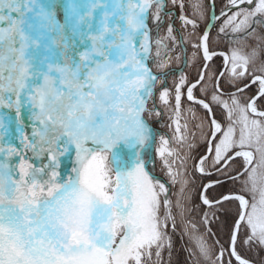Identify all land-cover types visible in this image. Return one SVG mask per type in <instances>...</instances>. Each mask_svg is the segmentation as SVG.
Listing matches in <instances>:
<instances>
[{"label": "snow or ice", "instance_id": "obj_1", "mask_svg": "<svg viewBox=\"0 0 264 264\" xmlns=\"http://www.w3.org/2000/svg\"><path fill=\"white\" fill-rule=\"evenodd\" d=\"M169 3L181 10L180 29ZM229 3L239 9L225 22L233 32L264 19V0L250 9L240 5L253 0ZM190 6L191 16L184 0H0V264H159L178 218L193 264H253L240 249L264 248V47L225 56L235 92L215 74L177 77L175 46L195 40L193 59L217 54L210 26L199 31L202 0ZM157 98L175 125L158 146L150 124L161 115ZM182 100L206 112L198 127L207 149L192 166L218 178L201 187L203 205L213 217L225 202L238 205L227 247L209 244L186 219L193 157ZM154 153L167 180L155 174ZM226 183L235 190L209 191Z\"/></svg>", "mask_w": 264, "mask_h": 264}, {"label": "trees", "instance_id": "obj_2", "mask_svg": "<svg viewBox=\"0 0 264 264\" xmlns=\"http://www.w3.org/2000/svg\"><path fill=\"white\" fill-rule=\"evenodd\" d=\"M229 0H214V4L216 11L225 7H230L225 13V15H221L216 22L214 23L211 31L209 32L210 36V47L212 50H224L229 56L231 55V51L233 48L239 47L242 51H250L251 47H264V19H261L257 16L255 19L260 20V23H253L252 27L247 29V31L241 32H233L231 25H226L225 22L228 20V17L232 16L233 13L237 12L239 9L232 7ZM185 7L183 12L185 15L191 16L192 8L190 6L191 0H184ZM244 5V6H243ZM232 8V10H231ZM240 8H254L248 4L240 5ZM202 9L204 11V17L199 21V31L202 33L205 29V26L208 22V16L210 11L209 0H202ZM167 11L172 13L171 19L174 22V27L176 29L181 28V21L179 16L181 14V10L177 6H173L171 3L167 6ZM230 10V11H229ZM227 17V18H226ZM225 19V20H224ZM239 20V18H237ZM230 26V28H229ZM224 27L225 31L220 32V28ZM253 29L255 31H253ZM185 32L188 30H184ZM251 33V34H249ZM183 33H178L179 35ZM238 41V43H237ZM196 43L195 40L191 42H186L183 48L179 45L175 46L174 51L171 53L173 57L179 56V60H173L171 64V68L173 73L178 77L179 72L182 70L187 76L188 79L192 82L198 78V74L201 72V67L204 63V59L198 56L193 59V52L195 49L192 47V44ZM202 55V54H201ZM187 63V66H185ZM224 64V57L222 54H216L213 56V59L208 62V68L205 69V74H215L217 76L221 67ZM224 77H220V84L223 88L224 92H227L231 89H235L230 85L228 80L229 73L226 71L223 72ZM172 77L170 76L168 79L169 86H171ZM247 82V81H246ZM256 91V86L253 85L250 90H246L245 95H252ZM194 95L203 98V94L194 89ZM158 97V93H157ZM227 99V96H225ZM156 106L161 111V115L159 117H154L150 120V124L154 131L157 133V146L159 141V136H164L166 138L171 139L174 135L175 125L173 123V113L168 110H164V105H162L158 98L156 100ZM191 108L192 112L187 111V109ZM182 123L187 122V133L188 142L192 144V148L190 150V154L193 157V160L189 163V177L191 178V184L189 185L190 191L188 195L190 199L187 202L188 213L186 214V219L191 220L193 223L197 225L200 230V233H203L209 244H214L215 241H219L220 244L227 247V241L231 232L233 221L236 217L237 211V203L236 202H225L223 206H218L215 210L216 215L213 217L211 213L213 209H210L208 206L203 205L200 199V190L203 184L207 180H215L218 178V174L215 171L211 170L212 175H203L195 170L192 166L199 159L201 155L206 152L207 144L203 140L201 136V128L198 125L201 123V118L206 115L205 110L202 109L201 106L188 102L186 100H182ZM195 113V116H193ZM214 113L217 118L220 119L223 114V109L220 107L214 108ZM172 117V118H170ZM204 132L207 131V127L203 129ZM188 151L187 147L184 149ZM156 166H155V174L157 177L162 180H167V177L161 171L160 158L158 154H155ZM236 186L225 184L223 186L214 187L209 191L213 196L219 197L220 194L226 193L229 189L235 190ZM173 193L179 192V185L177 184L172 188ZM175 199V196H173ZM209 214V221L207 224L203 223L204 214ZM208 229L211 231L209 232ZM169 235L171 236L172 248L169 253L168 250H165L161 254V259L159 264H193L192 259L189 257V249L194 248V243L189 239V235L184 231V225L180 223L178 218V226L176 230L170 231ZM219 249V245H216V250ZM241 252L247 258L254 262H260L259 264H264V248L259 247L258 245H253L251 248L245 246L242 247ZM257 253L258 255H256ZM258 259L260 261H258ZM155 260V257H153ZM262 261V262H261ZM203 264V262H201ZM233 264L235 261L233 260Z\"/></svg>", "mask_w": 264, "mask_h": 264}, {"label": "water", "instance_id": "obj_3", "mask_svg": "<svg viewBox=\"0 0 264 264\" xmlns=\"http://www.w3.org/2000/svg\"><path fill=\"white\" fill-rule=\"evenodd\" d=\"M209 4H210V11H209V17H208V22H207V24H206V26H205V29L207 28V27H209L210 26V31H211V29H212V27H213V25H214V23L216 22V20L218 19V17L223 13L222 11L221 12H216V8H215V5H214V0H209ZM204 29V30H205ZM203 30V31H204ZM209 31V32H210ZM213 51H215L217 54H222L223 56H224V64H223V66L221 67V69H220V71L218 72V74H217V77L218 78H220L219 77V74L221 73V72H224L225 71V69H226V67H225V65H226V59H225V56L226 55H228L229 56V54L226 52V51H224V50H213ZM208 62L209 61H205L204 60V63H203V65H202V67H201V71H203V72H205V69H204V65L205 64H208ZM196 80H194V81H192V82H195ZM232 92H235V89H231V90H229V91H227V92H225V93H232ZM199 98H201V97H199ZM205 154V153H204ZM203 154V155H204ZM203 155H201V156H203ZM200 156V157H201ZM214 171V170H213ZM207 183H209V181H207L206 183H204L203 185H206ZM200 195H201V190H200ZM201 199V198H200ZM202 201V200H201ZM254 264V263H253Z\"/></svg>", "mask_w": 264, "mask_h": 264}, {"label": "rangeland", "instance_id": "obj_4", "mask_svg": "<svg viewBox=\"0 0 264 264\" xmlns=\"http://www.w3.org/2000/svg\"><path fill=\"white\" fill-rule=\"evenodd\" d=\"M257 2H258V0H253V3L251 4V6L255 7V5H256ZM248 5H249V4H248ZM229 8H230V7L228 6V7L222 8V9H220V10L224 13V12H226ZM220 10H218V11H216V12L219 13ZM221 11H220V12H221ZM221 15H222V14H221ZM221 15H220V16H221ZM220 16H219V17H220ZM208 17H209V16H208ZM6 111H7V110H6ZM12 115H13V116L15 115L14 110H13V112H12ZM24 118H25V122H26V124L28 125L27 131L30 132V131H31V124H30V121L28 120V115L26 114L25 111H24ZM15 142H16L17 144H19V141H18V140L15 141ZM74 159H75L74 153L72 154L71 157H64V158H62V164H61V170H62V173H67L68 171H70ZM207 181H211V180H207ZM207 181H206V182H207ZM206 182H205V183H206ZM255 254L258 255L257 253H255ZM258 261H260V260L258 259ZM261 262H262V261H261ZM253 263H254V264H259L260 262L258 263V262H254V261H253Z\"/></svg>", "mask_w": 264, "mask_h": 264}, {"label": "bare ground", "instance_id": "obj_5", "mask_svg": "<svg viewBox=\"0 0 264 264\" xmlns=\"http://www.w3.org/2000/svg\"><path fill=\"white\" fill-rule=\"evenodd\" d=\"M229 3V2H228ZM215 4V3H214ZM216 5V4H215ZM244 6V5H243ZM236 9V8H235ZM231 10H232V8H231ZM218 11V10H217ZM221 11V10H220ZM219 11V12H220ZM230 11V10H229ZM225 15V14H224ZM222 17V16H221ZM231 17V16H230ZM227 18V17H226ZM219 20V19H218ZM225 20V19H224ZM229 28H230V26H229ZM220 55V54H219ZM206 72V71H205ZM220 79V78H219ZM213 173V172H212Z\"/></svg>", "mask_w": 264, "mask_h": 264}]
</instances>
